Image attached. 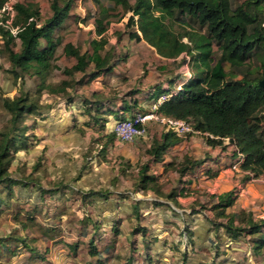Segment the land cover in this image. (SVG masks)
Returning <instances> with one entry per match:
<instances>
[{
  "label": "trees",
  "instance_id": "16d2710c",
  "mask_svg": "<svg viewBox=\"0 0 264 264\" xmlns=\"http://www.w3.org/2000/svg\"><path fill=\"white\" fill-rule=\"evenodd\" d=\"M75 1L51 0L52 16L42 24L39 7L33 2H17L13 6L17 16L9 28H5L9 18L0 20L4 22L3 26H0V35L6 39L4 49L8 53L11 73L15 79L23 80L25 74L39 76L41 79L36 97H30L22 91L19 96L3 97V106L11 115L12 127L10 132L0 133V185L17 183V180L9 174L12 163L11 152L16 149V136L13 133L27 113L40 109L38 96L44 91L67 95L68 88L72 87L69 80H64L59 85H52L48 78L54 71H63L64 75L73 76L77 73H85L93 64L95 71L83 82V85L92 77L96 79L98 76H107L114 72L117 66L116 61L112 60L115 53L112 52V48L107 50L110 41L106 33L111 25V11L116 7H122L125 12L132 13L126 24L128 29H134L128 34V40L132 44L147 43L156 50L159 57L174 61L181 59L184 65L193 67L190 76L184 72L176 78L174 81L177 82L176 89L170 87L164 89L163 84L157 88L161 93L169 96L167 102L159 108V112L176 119L191 118L195 122L197 131L209 134V136L204 135V138L210 146L221 147L225 146V143L233 146L236 155H238L237 151H240L245 156L242 170L250 171L255 178L264 174V114L261 115L264 112V89L259 84L264 76V0H247L237 8H233L231 0H134V3H131V0H109L114 4L113 8L101 6V0H86L92 1L101 8L93 15L99 38L91 40L92 51L85 53L71 42L64 44L62 37L56 35L70 18ZM7 2L8 0H0V10L5 9ZM21 16L23 20L20 23ZM187 18L196 22L201 29L198 31L188 27ZM178 19H181V26L186 28L183 33L175 30ZM13 29H16V33ZM184 38H188V42H185ZM17 41L20 42L19 51L14 48L17 46ZM62 45L65 55L76 60L72 67L63 70L55 63L56 53ZM216 46L219 52L237 67L243 66L251 56L262 50V76L257 79L246 76L239 80L228 79L224 60L220 59L214 65L210 61ZM130 55L126 52L127 57ZM134 93L138 91H133L132 94ZM124 109L131 110L133 107L124 106ZM139 111L148 112L141 108ZM114 138H116L115 134ZM181 141L182 137L166 131L160 140L153 142L150 154L156 161H160L162 153ZM103 148L105 149V146ZM202 163L201 160L193 161L186 158L182 173L201 166ZM170 166L173 167V163ZM149 167L145 164L140 169L137 188L144 191L151 190L160 195L159 178L148 174ZM243 181L247 183L252 179L245 175ZM235 192L221 195L218 203L213 206L217 216L228 221V234L240 238L241 232H250L252 235L264 232V219L255 221L251 216L246 217L245 213H242L240 218L248 228L233 227L239 218L236 214H228L227 209L236 203ZM104 194L100 191H90L86 196H104ZM167 197L173 198L174 192H170ZM137 232L138 229L133 232L134 240L130 244L132 248H126L127 264H139L140 260L145 259L146 252L139 250L140 248L137 252L133 251L138 244ZM111 233L115 240L118 235L116 228ZM95 237L99 239L96 241ZM119 240L126 247V239L122 237ZM260 240L262 242L258 247L257 243ZM255 241L253 252L258 253L259 249L264 248V234L255 238ZM104 242V249H98L95 243ZM107 244L104 233L96 234L89 241L87 245L90 248L89 255L96 259L94 264H106L104 255L109 252L107 248H114ZM77 246L79 244L74 245L75 248ZM253 252L248 254L247 264H254ZM127 253L130 255L127 256ZM148 258L152 259L151 255ZM262 263L264 264V259Z\"/></svg>",
  "mask_w": 264,
  "mask_h": 264
},
{
  "label": "rangeland",
  "instance_id": "374dc122",
  "mask_svg": "<svg viewBox=\"0 0 264 264\" xmlns=\"http://www.w3.org/2000/svg\"><path fill=\"white\" fill-rule=\"evenodd\" d=\"M245 1L247 0H231L233 8H237ZM17 2H33L36 4L40 10L41 24L52 16L51 0H8L5 9L0 10V20L3 18L10 19L7 22V25H4L5 28H9L12 22L16 19L17 13L13 9V6ZM131 3H134V0H131ZM101 6L113 8L114 4L109 0H101ZM100 8L99 5H96L92 1L76 0L70 18L64 24V28L60 29L56 35L62 37L64 44L67 42L73 43L82 53L87 51L91 52V40L99 38L96 32V24L93 15L95 12H98ZM110 16L111 25L109 31L106 33L110 41L107 50L112 48V52L115 53L113 54L112 60L117 63L115 68L117 75H112L122 77L120 72L122 70L127 71V77L122 79L124 83L122 84V86H124L122 90L123 93L128 92L129 94L135 89L140 90L147 87L148 89H152L156 82L174 83L173 81L178 78V74L180 75L186 72V74L190 75L193 73L192 65H184L181 59H178L177 61L165 60L159 57L156 50L147 43H144V45H138L137 42H134L132 44L131 41L128 40V34L134 29H128L126 27L130 16H132L131 12H125L122 7H116L111 11ZM22 20L23 18L21 16L19 22L21 23ZM187 20L189 21L188 27L191 29L198 31L201 29L193 20L188 18ZM3 23V21H0V26H3ZM180 23L181 19H178L175 30L178 33H183L186 28L182 27ZM14 30L16 29H13V31ZM5 41L6 39L2 38L0 35V70H7L9 66L11 67L8 53L4 49ZM184 41L188 42V38H184ZM126 42L128 44L127 46ZM63 45L59 47L55 58V63L62 70L70 68L76 63L74 58L65 55ZM14 48L16 51L20 50L19 41H17V46ZM219 51L220 50L216 46L210 61L214 65L218 60L223 59L224 67L228 72V79L239 80L245 76L257 79L262 76V50H259L258 53L251 56L241 67H237L234 63L228 61L224 57V54ZM126 52L131 55L127 57ZM186 60L188 59L186 58ZM162 68H165V70ZM94 71L95 68L93 64L85 73H77L73 76H66L63 74V71L57 70L49 76L48 80L52 85H59L62 81L68 78L75 90H80L83 86V82L87 80ZM33 78H35L34 80L36 84L39 85L41 83L39 76H30L28 74H25L23 80H15L18 92L13 93L12 96H19L21 91L24 90L25 81L32 80ZM93 79L95 78L92 77L91 79H88L86 85L89 87L100 85L103 78H99L96 81ZM35 90L38 91V87H35ZM160 93V90L156 89L153 92V96L157 98ZM263 114L264 112L261 113V115ZM40 115L41 114L37 111L27 113L17 125V130L13 133V135L16 136V149H13L11 152L12 163L9 169V174L17 180V183H8V185L3 183L0 185V264H94L96 259L89 255L90 248L87 246L89 245V239H87L86 243H83L84 246L74 247V245L78 244L76 239L80 237L78 233L81 232L76 225L80 223L78 219L81 217L88 216V214L91 216L97 212L101 213L102 219H105L108 214H103V208H98V206L106 208V203L103 200H98L100 205H93L92 199H90L91 196H86V194L82 193L78 188L69 189L66 185L57 188V184L49 181V173L44 170L45 164L42 161V158L44 159V157L40 154L34 155L33 150H31L36 144V136L30 132L38 127L37 117ZM10 119L11 115L4 109L3 103L0 101V133L11 131L12 125ZM201 137H203V135L189 134L182 137V140L186 141L193 138L200 139ZM205 141L206 140L204 139V142ZM222 147L228 152L224 156L232 158L237 156L233 149H229L230 145H223ZM97 148L100 147L98 146ZM183 163V160L180 162L175 161L173 166L176 165V167L172 168L171 171L176 172V169L180 170L181 167L184 169L185 166L182 165ZM223 163L222 173L225 172L226 168H230V165L228 166L226 160H224ZM217 173L209 174L211 177L210 179H213L216 175L218 176L219 171H217ZM235 173L237 180L235 192L237 193V200L234 206L227 209V213L236 214L239 219L236 220L233 227L243 229L245 227L248 228V225L241 222L240 217L242 213H245L246 217L251 216L255 221H261L264 219V200L257 201V189L259 188L256 186L257 184L264 185V176L261 180H258V178L248 174V176L254 181L245 183L243 181L245 175L240 176L238 171H235ZM195 178L198 180V177ZM162 181H165V184H162L161 188L163 187L165 192H171L174 190L172 187L178 182V179H173L170 174H168V176ZM43 182L46 183L44 184ZM169 184L171 185L169 186ZM211 188L213 187L211 186ZM65 189L66 191H64ZM114 189L115 188L112 190ZM123 192H126V190L122 191V194H119L121 198L117 196H115V198L118 200L126 199V194ZM114 193V191L113 193L106 192V195L109 197L108 195H113ZM152 196L154 195L152 194ZM153 198L157 199L158 197L154 196ZM140 202L143 203L145 200L142 199ZM140 202L134 201L136 207H138V211H135V213L140 212V214H142L140 215L141 218H137L136 220L132 219L135 224H137V222L140 223L143 220V216L146 215V213L140 209ZM154 205L156 206L157 204ZM167 206H169V209L171 210L170 213L167 211L168 209L166 210V207L160 209L159 212L164 213V211H166L169 214L168 216H170V219H168L167 222L164 221L165 225L163 227L159 226L157 220L154 219L151 224H148V231L146 233H141L139 241H141L143 237L145 240H149L153 244L157 243L154 245V248H158L161 251L158 257H160L164 263L169 261V264H176V247H178V243L183 245L185 239L183 221H189L195 211H208L209 204L203 205V208L199 209H190L192 208L190 206L188 207V209H190L189 213L183 212V214H181L182 212L179 214L177 210L170 206V204ZM94 210H97V212ZM123 211L126 212V210ZM63 213L67 215H62ZM214 214L212 221L215 222V227H218L217 229H219L224 226L227 229L228 221L226 218H223V220L219 222L215 211ZM60 216L62 218L61 220ZM200 216V214H197L194 217L199 218ZM121 218L125 220V223L121 229L119 228L120 223H115V228L117 232L120 230L119 236H124V239H126V216H122ZM160 223L163 224V221H160ZM139 225L141 226V224ZM142 229L144 228L141 227V230ZM87 230H93L91 225L88 226ZM185 230L187 232V229ZM178 234L179 236L177 237ZM263 234L264 232L256 235H252L250 232H241L240 238H234L233 234L229 233V236L233 241H238L245 247L243 248L244 251H234L237 253L238 258H241L243 264H247L249 258L248 254H250L251 251L253 252V244L256 242L255 238L262 237ZM99 238L101 237L99 236ZM175 238L178 239L176 240ZM98 239L95 237L96 241ZM69 241L71 244H68V247L64 246V244H67ZM139 241H136V243ZM261 242L262 240L258 241V247L261 245ZM95 244L100 250H103L105 247V242L103 244ZM180 247L185 248L183 246ZM262 249H259L258 253L253 252L254 264H263L262 259H264V248ZM107 250H109V252L104 255L106 264H127L126 247L122 243L121 248H107ZM134 250L137 252L138 247L133 248V251ZM139 250L146 252L144 254L145 259L140 261L139 264H150L155 261L156 257L151 254V248L144 247ZM164 252L165 254H163ZM128 255L130 254L127 253V256ZM150 255L152 259L148 258ZM207 264H215L214 258Z\"/></svg>",
  "mask_w": 264,
  "mask_h": 264
},
{
  "label": "crops",
  "instance_id": "0c3cea01",
  "mask_svg": "<svg viewBox=\"0 0 264 264\" xmlns=\"http://www.w3.org/2000/svg\"><path fill=\"white\" fill-rule=\"evenodd\" d=\"M116 73V69H114L112 74L117 75ZM120 73L122 77L111 74L94 79L96 81L103 78L101 84L97 86L89 87L84 84L80 90H75L72 86L68 88L67 95L50 94L44 91L41 96H38L41 107L37 112L41 115L37 117L38 127L30 132L36 136V144L31 150H33L34 155L40 154L44 157L42 161L45 164L44 170L49 173V181L57 184V188L66 185L69 189L78 188L85 194L90 191L105 193L104 196L94 195L90 197L93 205H100L99 201H105L106 208L98 206V208H103V214H108H106L105 219H102L101 213H98L97 210H94L97 213L91 216L88 214V216L78 219L80 225L77 224L76 227H79L81 232L78 233L80 237L76 241L79 246H84L83 243H86L87 239L91 240L97 233H105L108 244L114 248H121L119 239L124 236H119V230L117 238L114 240V235L111 232L115 229V223H120L119 228L121 229L125 223L121 217L126 216V248H132L130 244L134 240L132 236L135 229L140 231L138 233L139 241L141 233L148 231L147 226L154 219L162 227L165 225L164 221L167 222L170 219L166 211L164 213L159 212L160 209L166 207L170 213L168 204L179 214L180 212H182L181 214L183 212L189 213L190 209L203 208V205L209 204L208 211H195L189 221L184 220L185 223L183 221L185 239L183 245L178 243V247H176V264H207L213 258L215 264H243L241 258L239 259L234 251H244L243 248L245 247L242 243L233 241L224 226L217 229L215 222L212 221L215 215L212 207L218 203L219 197L236 191V173L231 168V164L237 156L235 158L224 156L228 153L224 147L213 148L206 141L204 142L203 136L200 139L182 140L162 153L160 161H156L154 156L150 154L151 146L153 142L160 140L166 132L156 122L150 123V136L147 139L139 140L136 143L118 141L114 138L113 130L121 112H124L125 115H132L138 112L140 108L149 111L158 98L165 95L160 93L157 98L153 96V92L159 86L163 84L164 89L169 87L176 89L177 87V82H156L152 89L147 87L136 90L134 88L133 91H138V93H123L124 86L122 84L124 83L122 79L127 77V71L122 70ZM177 76L179 77V74ZM35 78L25 81L24 90H22L30 97L37 96L35 87H38V84H36ZM15 80L10 66L7 70H0L1 103H3L4 96H12L13 93L18 92ZM124 106L133 107V109L125 110ZM98 146L100 148H97ZM225 146L228 144L225 143ZM107 147H109L108 150ZM229 149L232 150L233 146L230 145ZM234 153L236 152L234 151ZM184 158L193 161L201 160L203 163L186 173H182V167L180 170L176 169V172H172V168L176 165L173 167L170 165L174 164L175 161H184ZM224 160L228 162L230 168H226L225 172L222 173ZM145 164L150 166L148 174L157 176L161 186L165 184V181L162 180L168 174L173 179H178V182L172 187L175 190L171 191L174 192L173 198L167 197L170 192H165L163 187L160 195L151 190L144 191L137 188L139 172ZM217 171H219V175L210 179L209 174L217 173ZM195 177H198V180ZM256 186L259 188L257 189V201H263L264 185L257 184ZM113 188L115 189L112 190ZM125 190L126 192L123 193L126 194V199L118 200L115 198V196L120 197L119 194ZM113 191L115 193L107 197L106 192L113 193ZM152 194L158 198L154 199ZM142 199L145 202L141 203ZM134 201L140 202L141 211L146 213L143 220L137 224L132 219L141 218L140 215L142 214L140 212L135 213L138 211V207ZM190 206L192 208L188 209ZM197 214L201 216L199 218L194 217ZM62 215L67 214L63 213ZM61 216L60 220L62 219ZM222 220L223 218L218 217L219 222ZM160 221H163V224ZM89 225L93 230H87ZM141 227L144 229L141 230ZM68 244L71 242H67L64 246L68 247ZM155 244L157 243L153 244L142 237L137 247L151 248V254L156 257V261L152 264H169V261L164 263L158 257L161 251L154 248Z\"/></svg>",
  "mask_w": 264,
  "mask_h": 264
},
{
  "label": "built area",
  "instance_id": "2783aa9c",
  "mask_svg": "<svg viewBox=\"0 0 264 264\" xmlns=\"http://www.w3.org/2000/svg\"><path fill=\"white\" fill-rule=\"evenodd\" d=\"M13 32L16 33V30H14ZM168 99L169 96L167 95L161 96L153 105L152 109H150L148 112L138 111L136 113H133L132 115H125L121 113V116L118 118L113 130L116 139L124 143H136L139 140L147 139L150 136L151 122L160 124L165 131L174 132L179 137H185L189 134L209 136V134H203L202 132L197 131L195 129V122L191 118L176 119L161 114L159 112V108L165 102H167ZM210 137L214 138V136L212 135H210ZM237 152L238 155L231 164V168L234 171H238L240 176L250 174L254 177L253 173H251L250 171L242 170V164L245 161V156L240 151ZM263 176L264 174L260 175L258 180H261ZM252 181L254 180L252 179Z\"/></svg>",
  "mask_w": 264,
  "mask_h": 264
},
{
  "label": "water",
  "instance_id": "95a60500",
  "mask_svg": "<svg viewBox=\"0 0 264 264\" xmlns=\"http://www.w3.org/2000/svg\"><path fill=\"white\" fill-rule=\"evenodd\" d=\"M260 86H261V88H263L264 89V76H263V78H262V80L260 81Z\"/></svg>",
  "mask_w": 264,
  "mask_h": 264
}]
</instances>
